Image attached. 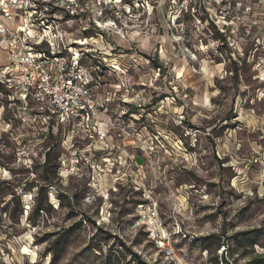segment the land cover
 <instances>
[{
    "label": "clouds",
    "instance_id": "1",
    "mask_svg": "<svg viewBox=\"0 0 264 264\" xmlns=\"http://www.w3.org/2000/svg\"><path fill=\"white\" fill-rule=\"evenodd\" d=\"M253 260L264 0H0V264Z\"/></svg>",
    "mask_w": 264,
    "mask_h": 264
},
{
    "label": "rangeland",
    "instance_id": "2",
    "mask_svg": "<svg viewBox=\"0 0 264 264\" xmlns=\"http://www.w3.org/2000/svg\"><path fill=\"white\" fill-rule=\"evenodd\" d=\"M252 231H260V229H252ZM198 239H207V237H198ZM249 264H264V262H261L259 260H253L249 261Z\"/></svg>",
    "mask_w": 264,
    "mask_h": 264
}]
</instances>
